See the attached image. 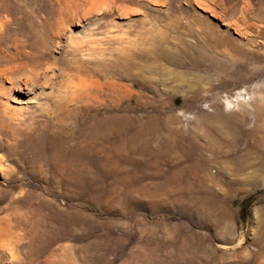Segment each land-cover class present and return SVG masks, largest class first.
Wrapping results in <instances>:
<instances>
[{
    "label": "rangeland",
    "instance_id": "374dc122",
    "mask_svg": "<svg viewBox=\"0 0 264 264\" xmlns=\"http://www.w3.org/2000/svg\"><path fill=\"white\" fill-rule=\"evenodd\" d=\"M42 24L43 48L23 50ZM4 26L27 56L0 67V264H264V175L223 179L199 149L184 191L155 157L213 102L235 135L255 132L253 115L237 121L264 101V0H0ZM182 33L227 55L220 88L156 96L142 60ZM104 115L92 147L83 129Z\"/></svg>",
    "mask_w": 264,
    "mask_h": 264
},
{
    "label": "bare ground",
    "instance_id": "6f19581e",
    "mask_svg": "<svg viewBox=\"0 0 264 264\" xmlns=\"http://www.w3.org/2000/svg\"><path fill=\"white\" fill-rule=\"evenodd\" d=\"M22 21L25 22V19ZM14 28L4 26L0 30V56L5 57V61L0 62V67L13 63L14 59L16 60L18 57L26 59L27 55L24 52L10 46L13 37L17 36V30ZM36 34L39 36L33 42L23 40V50L26 48L40 50L43 48L44 24H42V31ZM203 37L197 33H182L178 35L176 43L171 48L156 51L152 59L143 58L139 71L146 75L156 76L154 82H151L153 93L156 96H161L162 92L166 94L175 92L182 95L185 100H191L200 93H209L220 88L222 83L220 81L222 80L221 71L220 67H217L216 60L219 57L227 58V55L220 50L219 44L208 43L204 45L202 43L205 41ZM190 40L195 42L189 43ZM181 50H191L195 53L187 54ZM5 73L6 71L3 70V74ZM89 74L91 77H96L102 81L104 85L106 84V78L103 75H96L92 71ZM102 89L101 97L106 98V89L104 90V87ZM263 103L264 101L256 102L252 114H249L250 112L242 107L239 110L237 122L240 123L243 116L253 115L257 125L254 129L255 132L247 133L246 137L239 134L235 135V130H232L230 126L231 116L224 113L217 102H213L211 112L199 113L194 116L190 135L187 138L182 136L183 142L177 134L169 144L166 143L167 140L165 142L163 138H158L155 151L158 166L162 157L165 156L169 160L167 170H159V173L175 176L173 185L188 191L191 187V181L195 182L198 176H202V173L199 174V170L196 168L198 165H193L192 161H194L195 156H198L199 149H205L210 154L211 163L218 166L220 176L223 179H226V176H245L250 170L252 177H249L250 180L248 179L246 182L252 183L257 180V177L260 180L261 176L259 175H264V134L262 131L259 132L264 118ZM105 118L106 115L83 129V138L92 147H105L107 144L109 133L108 123L104 121ZM43 122L45 121L41 120V124ZM157 128H160V124L157 125ZM257 133L261 135L257 136ZM200 142H203L204 146ZM243 143H245V147L240 149Z\"/></svg>",
    "mask_w": 264,
    "mask_h": 264
}]
</instances>
